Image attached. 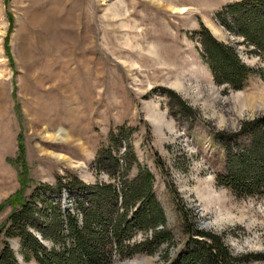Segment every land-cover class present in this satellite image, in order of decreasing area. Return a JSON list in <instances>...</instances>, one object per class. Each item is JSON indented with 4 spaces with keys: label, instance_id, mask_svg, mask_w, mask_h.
<instances>
[{
    "label": "rangeland",
    "instance_id": "1",
    "mask_svg": "<svg viewBox=\"0 0 264 264\" xmlns=\"http://www.w3.org/2000/svg\"><path fill=\"white\" fill-rule=\"evenodd\" d=\"M240 1L0 0V252L8 242L16 256L2 264H37L5 234L13 223L6 199L23 190V201L42 211L50 203L37 195L48 194L75 214L77 183L116 185L107 171L126 176L107 153L96 165L102 150L119 166L127 161L128 180L150 172L175 235L152 255L121 260L113 250L110 264H165V252L174 259L187 237L184 215L187 225L193 217L220 234L234 256L261 258L247 264H264V192L238 197L216 181L225 156L214 134L228 138L264 114V61L218 17ZM206 37L232 46L251 70L241 88L216 83L203 57ZM239 142L245 138L231 147ZM51 219L34 214L27 229L49 250L38 229Z\"/></svg>",
    "mask_w": 264,
    "mask_h": 264
},
{
    "label": "trees",
    "instance_id": "2",
    "mask_svg": "<svg viewBox=\"0 0 264 264\" xmlns=\"http://www.w3.org/2000/svg\"><path fill=\"white\" fill-rule=\"evenodd\" d=\"M218 17L229 18L231 25L224 21L229 31L241 37L243 43L252 48L251 54L264 61V0H242L230 4L218 13ZM200 42L203 57L216 83L232 89L241 88L251 70L240 63L234 48L208 37ZM229 136L225 138L220 132L213 136L225 156L223 170L216 174V181L235 196L257 197L264 192V114L242 123L238 133ZM241 136L246 143L239 142L232 148L233 139ZM105 151L97 153L96 165L101 167L104 164L102 157L107 153L110 164L124 167L126 176L116 170L113 173L107 171V176L116 185L84 186L77 183L75 192L79 198L75 214L61 210L48 200V194L37 195L42 203H50L48 208L39 211L23 201V190L3 203L13 208L10 216L12 228L5 234L7 238L19 239V251L24 261L33 260L37 264H110L113 250L119 259L124 260L136 255H152L163 243L173 244L175 235L167 228L164 210L153 194L150 172L139 169L134 179L128 180L127 161L119 166L120 160ZM48 209L51 214L46 212ZM185 212L192 215L191 211ZM19 214L23 219L25 214L21 224L17 222ZM34 214L52 218L48 225L38 229L41 238L50 240L53 245L50 250L27 231L34 225ZM186 218L184 215L183 228L187 237L174 259L169 260L165 252V264H247L261 259L245 254L234 256L220 234L200 229L193 217L187 225ZM146 232L150 235L142 241L129 243L136 233ZM58 245L61 248L57 249ZM15 259L14 251L5 242L0 252V264L15 263Z\"/></svg>",
    "mask_w": 264,
    "mask_h": 264
}]
</instances>
